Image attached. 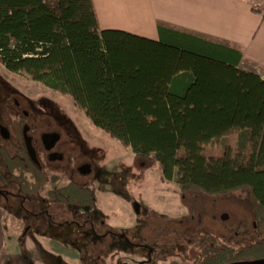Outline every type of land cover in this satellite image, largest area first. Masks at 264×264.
<instances>
[{"label": "trees", "instance_id": "trees-1", "mask_svg": "<svg viewBox=\"0 0 264 264\" xmlns=\"http://www.w3.org/2000/svg\"><path fill=\"white\" fill-rule=\"evenodd\" d=\"M253 11L259 10L253 8ZM159 40L99 27L93 0H0V64L69 95L93 124L158 165L165 182L188 195L246 191L264 236V79L239 68L228 44L159 25ZM24 162V161H23ZM38 192L48 176L29 159ZM20 170V169H19ZM60 204L93 207V188L51 192ZM248 235L244 223L236 229ZM200 240L198 264L264 258V238L234 248Z\"/></svg>", "mask_w": 264, "mask_h": 264}, {"label": "rangeland", "instance_id": "rangeland-1", "mask_svg": "<svg viewBox=\"0 0 264 264\" xmlns=\"http://www.w3.org/2000/svg\"><path fill=\"white\" fill-rule=\"evenodd\" d=\"M5 94L24 99L33 118L61 128L63 140L73 146V152L63 147L65 161L58 164L68 167L70 174L48 183L35 197L44 210H29L47 213L35 218L8 211L5 222L14 237L9 240L13 242V254L7 252L1 264H142L144 259L153 258L149 264H198V242L202 238L212 237L219 246L235 234L239 223H244L248 232L253 231L254 215L246 191L213 197L183 194L175 182L162 179L158 165L147 168L148 161L136 159L129 147L96 127L69 95L46 87L27 73H12L0 64V98ZM85 162L89 169L82 173L76 167ZM70 182L95 189V208L57 205L49 198V190ZM50 217L64 229L40 230ZM67 222L92 228L103 238L87 244L92 233L78 237L77 229L65 227ZM27 223L32 227L28 232ZM111 229L118 230L119 235L109 233ZM249 236L240 234L232 246L255 241ZM82 238L86 240L80 241ZM138 244L152 247L155 257L133 247Z\"/></svg>", "mask_w": 264, "mask_h": 264}, {"label": "crops", "instance_id": "crops-1", "mask_svg": "<svg viewBox=\"0 0 264 264\" xmlns=\"http://www.w3.org/2000/svg\"><path fill=\"white\" fill-rule=\"evenodd\" d=\"M102 30L159 40V25L228 44L243 54L239 68L264 79V0H93ZM253 8L259 11H253ZM0 205V264L13 238ZM12 213V212H11ZM62 251V250H61Z\"/></svg>", "mask_w": 264, "mask_h": 264}, {"label": "flooded vegetation", "instance_id": "flooded-vegetation-1", "mask_svg": "<svg viewBox=\"0 0 264 264\" xmlns=\"http://www.w3.org/2000/svg\"><path fill=\"white\" fill-rule=\"evenodd\" d=\"M34 119L35 118H33L32 113L26 110V103L24 99L17 98L13 94L10 95L5 94L0 98V205L5 209L9 210L10 212H12L15 216H17L20 211L24 215L31 214L35 218H38L41 214H45L47 212L46 211L39 213L29 212L31 207H33V210H44L42 209V204L37 203V201H35V197L41 191V189L44 186H46L48 183L49 184L56 183L63 175L70 174L68 167H63V166L60 167L58 166V164L59 162L65 161L61 149L64 147L73 152V146L71 144H68L67 141L63 140V133L61 131V128H59L58 126L46 125V123L42 121L40 118L35 120ZM28 140L31 142L34 148L37 161H34L30 156L27 147ZM27 159H29L39 170H41L48 176L47 183L36 193L28 192L29 186L36 183V179L33 177V174L30 172L22 173L21 168H19L20 170L15 169L14 175L17 176L19 179H21L20 182H17L12 178L5 180L3 177L7 175L8 173L7 169L11 167V164L22 166V164H24V162ZM82 165L76 168H79L82 173H86L87 170L89 169L88 164L85 162ZM71 171L73 172V170ZM71 184H78V183L70 182L68 185L64 187H67ZM64 187L57 188L54 190L51 189L49 190L48 195L49 198L55 204L69 206L71 204L56 203L50 196L51 192L57 191ZM71 206L90 208V209L95 208V206L93 207L79 206V205H71ZM12 210L14 211L18 210V212L16 211L14 212ZM49 219L51 223L49 222L48 224H42L41 226L43 227L40 230L52 231V229H56L58 227H60L59 229L62 228V225L55 223L53 220H51V217ZM253 224H254L253 231L252 232L250 231L247 234L256 239L250 244H253L264 238V236L261 237V235L258 232L257 223L253 221ZM65 225H66L65 227L68 228L69 230H72V228L77 229V231H79L77 233L78 237L80 236L79 234L86 235L87 232H91L93 238L92 237L89 238L87 244L89 242H92L93 239L103 238L102 235L96 234V232L93 231L92 228L85 229L84 226L83 227L78 226L75 222H67L65 223ZM31 229L32 227H30V225L27 223L25 231L28 232ZM115 232H117V235H119L118 230L116 231L111 229L109 233L115 234ZM232 236H237L235 237V239L236 238L239 239L238 238L239 235L237 234V232H235V234ZM63 239L64 237H62V240ZM82 240H86V239L83 238L80 239V241ZM242 245L243 243L240 246ZM133 247L144 249L147 252L153 254L155 257L156 252L150 246L147 247L138 244V245H133ZM153 247L156 249V245ZM153 259L150 260L144 259L142 261L143 263L142 262L141 263L149 264L150 262L153 261Z\"/></svg>", "mask_w": 264, "mask_h": 264}, {"label": "water", "instance_id": "water-1", "mask_svg": "<svg viewBox=\"0 0 264 264\" xmlns=\"http://www.w3.org/2000/svg\"><path fill=\"white\" fill-rule=\"evenodd\" d=\"M27 147H28V150H29V153H30V156L32 157V159L34 161H37L34 148H33L32 144H31V142L29 140L27 141ZM134 209H135V211L137 213L139 212L138 204L134 205ZM230 264H264V259H258V260H252V261L233 262V263H230Z\"/></svg>", "mask_w": 264, "mask_h": 264}]
</instances>
